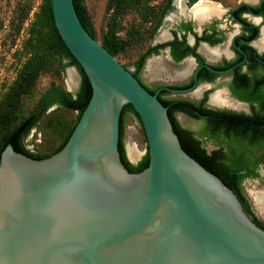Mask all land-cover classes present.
<instances>
[{"label":"water","instance_id":"95a60500","mask_svg":"<svg viewBox=\"0 0 264 264\" xmlns=\"http://www.w3.org/2000/svg\"><path fill=\"white\" fill-rule=\"evenodd\" d=\"M51 7L92 94L57 152L1 151L0 264H264V229L182 148L157 92L86 30L73 0ZM126 103L149 153L138 172L118 149Z\"/></svg>","mask_w":264,"mask_h":264},{"label":"trees","instance_id":"16d2710c","mask_svg":"<svg viewBox=\"0 0 264 264\" xmlns=\"http://www.w3.org/2000/svg\"><path fill=\"white\" fill-rule=\"evenodd\" d=\"M170 2L171 0H161L156 3L153 0H110L109 8L112 12L101 44L115 56L133 42L132 38H122L117 34L119 18L130 9L136 10L141 22L153 23V26H148L142 31L139 28L134 30V36H132L134 42L140 38L143 31L152 36L160 25ZM73 3L82 24L96 38L86 10L85 0H73ZM28 12L29 7L27 6L21 22ZM22 52L26 58L14 80L0 98V153L7 144H11L16 151L39 159L57 152L64 146L91 97L92 88L83 68L68 50L56 29L51 0H43L40 4L28 28V36L23 43ZM69 66H74L80 75L76 92L72 93L63 85L52 83L40 94L30 112L19 117L22 98L31 93L39 76L49 70L60 73ZM132 73L134 74V70ZM248 99L251 103L254 101L253 97ZM161 102L166 104L165 101ZM54 105L76 112L73 125L53 151L40 153L27 148L25 140L31 130ZM177 108L188 110L182 104L176 106ZM127 112L133 113L139 119L131 104L123 105L120 115L118 149L125 167L130 172H138L148 165L149 153L146 147L145 154L137 164L128 159L123 139ZM167 112L182 148L230 187L251 219L264 229V222L253 212L241 185L244 177H256L258 175L257 166L264 163V104L260 102V108L253 115L242 114L237 116L238 118H226V120L222 118L224 122L216 123L218 129L216 132L201 130L200 134L212 139L216 145L210 151L202 146V141L194 135L193 131L180 125L172 111L167 109ZM242 170L244 172H241Z\"/></svg>","mask_w":264,"mask_h":264},{"label":"flooded vegetation","instance_id":"af4514ba","mask_svg":"<svg viewBox=\"0 0 264 264\" xmlns=\"http://www.w3.org/2000/svg\"><path fill=\"white\" fill-rule=\"evenodd\" d=\"M178 1L171 0L150 42L134 59L136 78L151 93L157 92L176 119V113H181L199 120L204 131H218L216 123L226 118L255 114L260 102L264 104V44L260 42L264 0H239L235 6L222 0H204L215 3L221 11L204 20L190 12L200 0H181L185 14L179 11ZM163 32L165 36L159 38ZM155 58L158 70L151 74L147 67ZM250 97L254 98L252 103ZM179 104L188 110L176 109ZM204 138L216 147L212 139ZM139 155L134 156V164L141 159ZM247 177L251 176L244 177L241 185Z\"/></svg>","mask_w":264,"mask_h":264},{"label":"rangeland","instance_id":"374dc122","mask_svg":"<svg viewBox=\"0 0 264 264\" xmlns=\"http://www.w3.org/2000/svg\"><path fill=\"white\" fill-rule=\"evenodd\" d=\"M43 0H0V98L14 80L19 68L25 60L22 47L28 36V28L34 19L35 13ZM161 0H153L154 3ZM228 6H235L239 0H222ZM110 0H85V6L90 18L91 27L98 41H102L103 35L107 30V23L112 10L109 8ZM29 12L21 22L26 7ZM165 21L162 28H165ZM148 26L141 22L136 10L130 9L119 18L117 34L126 39L132 38L133 42L119 51L116 58L131 71L134 70V59L138 56L151 39L148 32H144L140 38L134 42V30L139 28L141 31ZM73 67L76 73V85L71 89L75 93L80 82V75L77 69ZM67 71L49 70L43 72L34 84L30 94L22 98L19 117L30 112L35 106L40 94L52 83L61 84L68 88L66 83ZM179 123L191 129L202 141V145L207 151L214 148L212 142L204 138L201 132L202 122L191 119L181 113H176ZM76 117V112L65 108L52 106L40 119L37 125L31 130L25 140L27 148L40 153H49L63 140ZM124 144H134L142 156L146 150L147 142L143 128L138 118L131 112L125 115ZM137 160V159H136ZM134 160L133 162H135ZM243 191L248 198L255 215L264 222V211H258L251 199L250 191H264V163L258 166V175L256 177H247L242 183Z\"/></svg>","mask_w":264,"mask_h":264},{"label":"bare ground","instance_id":"6f19581e","mask_svg":"<svg viewBox=\"0 0 264 264\" xmlns=\"http://www.w3.org/2000/svg\"><path fill=\"white\" fill-rule=\"evenodd\" d=\"M247 1H252V0H247ZM177 4H178L179 11L182 14H185L186 8L184 7L182 1L181 0L178 1ZM190 12L193 16H195V18L199 20H204L205 18L209 16L219 15L221 13L220 9L215 3L204 1V0H200L197 3H195V5L191 8ZM172 16L173 15H171L170 18H172ZM261 32L262 33H261L260 42L264 44V27L262 28ZM164 36H165V32L161 33L159 38H163ZM158 65H159V61L157 58L150 60V62L148 63L147 71L151 74L155 73L158 70ZM75 77H76V73L73 67H69L67 70L66 83L68 87L71 89L75 87L76 85ZM126 150H127L128 157L132 161H134V156L140 154L139 151L136 149L135 145L131 143L126 144ZM248 194L253 200V203L258 209V211H264V191H250V193Z\"/></svg>","mask_w":264,"mask_h":264}]
</instances>
